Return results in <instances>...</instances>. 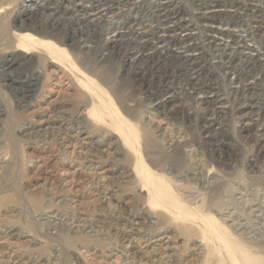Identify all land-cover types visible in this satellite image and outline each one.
I'll list each match as a JSON object with an SVG mask.
<instances>
[{"label":"rangeland","instance_id":"rangeland-1","mask_svg":"<svg viewBox=\"0 0 264 264\" xmlns=\"http://www.w3.org/2000/svg\"><path fill=\"white\" fill-rule=\"evenodd\" d=\"M159 1L199 78L177 48H107L112 0H0V264H264V76L231 84L197 0Z\"/></svg>","mask_w":264,"mask_h":264},{"label":"bare ground","instance_id":"bare-ground-1","mask_svg":"<svg viewBox=\"0 0 264 264\" xmlns=\"http://www.w3.org/2000/svg\"><path fill=\"white\" fill-rule=\"evenodd\" d=\"M122 5H127L129 8L122 9ZM195 6L197 18L203 20L202 23H204L208 31L214 32L209 36L211 42L218 41L216 43L217 45H215L218 52L213 54L216 58V62L219 65L221 64L220 67H222L227 74L230 72L235 73L234 79H231V84H234L233 80L235 79L240 82L242 79L250 76L248 73L250 68L256 65L260 67L261 73L264 76V55L260 54L259 49L254 45L256 42L258 43L256 40L257 35H261L257 31L263 28L264 12L263 15L261 13L264 8L257 4H252L251 6L246 5L244 0H238V2H225L223 6L233 8L231 11H227L226 9L222 11L219 9L220 7L217 8L218 0H197ZM239 9H241V12H238ZM143 10H147L150 17L151 26L147 31L144 27L139 28L140 30H136V26L142 23L140 22L141 20L139 21V14ZM112 15L115 19L112 18L113 20L102 25V30L107 34L105 42L107 48L112 47V43L116 42L120 36L125 35L128 36L130 42L134 41L137 43L140 40L141 48L147 46H152L154 48L155 46L153 44L156 46L158 44L157 48H161V50L170 51L171 47L177 48L181 51L171 54L174 56L173 59L180 65L179 67L184 69L195 79L203 74L202 69L197 64V59L202 58L204 53L201 51L197 54L194 53V51H198V48L194 40L190 38L191 35L188 32H185L183 35L174 33L172 28H170L172 13L169 12L163 2L159 0H112ZM245 15L255 19L251 22V33H249L251 36L254 35V38L246 39L249 43L245 41V37L247 36L239 35V30L237 29V25L243 23V17ZM186 30H188L187 27H185V31ZM258 39L259 41L261 40L260 43L264 45V35L258 36ZM161 53L162 52L159 53V57ZM206 85L205 82L200 83L199 90L202 91L206 88ZM249 89L251 88H242L240 92L244 93ZM60 139L66 142V147L72 148V151L69 152L71 154L74 153V146L76 145L73 141L77 140L75 142L82 143V140H80L77 135H66L62 136ZM98 176L97 178L93 176L92 180L97 181L96 185L100 187L102 185L101 181H105L106 177L100 173ZM146 243L148 244V242ZM149 244L163 247V242L160 238L149 239Z\"/></svg>","mask_w":264,"mask_h":264}]
</instances>
